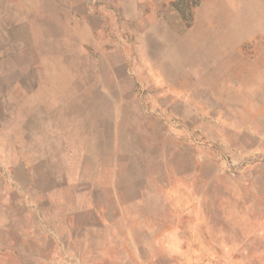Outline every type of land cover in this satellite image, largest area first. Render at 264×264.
Returning <instances> with one entry per match:
<instances>
[{"label": "rangeland", "instance_id": "obj_1", "mask_svg": "<svg viewBox=\"0 0 264 264\" xmlns=\"http://www.w3.org/2000/svg\"><path fill=\"white\" fill-rule=\"evenodd\" d=\"M255 7L0 0V264L18 260L2 244L28 245L30 228L16 232V220L60 212L78 196L73 183L111 181L115 147L150 171L154 188H192L210 239L264 264V18Z\"/></svg>", "mask_w": 264, "mask_h": 264}, {"label": "crops", "instance_id": "obj_2", "mask_svg": "<svg viewBox=\"0 0 264 264\" xmlns=\"http://www.w3.org/2000/svg\"><path fill=\"white\" fill-rule=\"evenodd\" d=\"M255 6L263 19L264 0ZM129 155L115 147L111 181L73 183L78 196L60 212L11 224L16 232L30 228L28 245L2 244V253L18 257L2 264H246L230 255L231 247L210 239L192 188L182 181L154 188L150 171L132 165ZM139 155L145 160L144 152ZM103 188L109 194L102 195Z\"/></svg>", "mask_w": 264, "mask_h": 264}]
</instances>
